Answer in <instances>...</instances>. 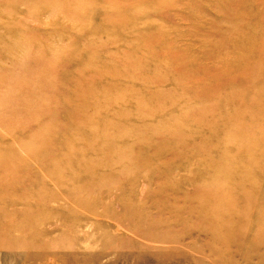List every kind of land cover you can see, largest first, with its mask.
<instances>
[{
  "label": "rangeland",
  "instance_id": "rangeland-1",
  "mask_svg": "<svg viewBox=\"0 0 264 264\" xmlns=\"http://www.w3.org/2000/svg\"><path fill=\"white\" fill-rule=\"evenodd\" d=\"M56 1L0 0V264H264V0Z\"/></svg>",
  "mask_w": 264,
  "mask_h": 264
},
{
  "label": "bare ground",
  "instance_id": "bare-ground-1",
  "mask_svg": "<svg viewBox=\"0 0 264 264\" xmlns=\"http://www.w3.org/2000/svg\"><path fill=\"white\" fill-rule=\"evenodd\" d=\"M49 1H51V0H44L45 3L49 2ZM73 4H74L73 0H58L54 3H52L51 6L53 7V5H60V6H64V8L68 10L71 8V6ZM79 4L83 6L82 8H80L81 10H83L85 12H87V11L93 12V14L97 11H103L108 7L107 2L106 1L103 2L102 0H83ZM15 5H16V3H15ZM41 5L43 6V4H41ZM13 7H11V8H13Z\"/></svg>",
  "mask_w": 264,
  "mask_h": 264
}]
</instances>
